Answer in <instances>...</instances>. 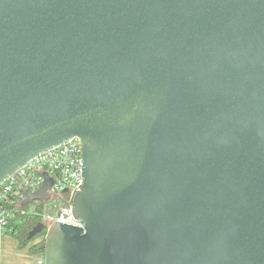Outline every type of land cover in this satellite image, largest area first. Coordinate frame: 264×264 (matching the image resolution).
<instances>
[{
  "label": "water",
  "instance_id": "1",
  "mask_svg": "<svg viewBox=\"0 0 264 264\" xmlns=\"http://www.w3.org/2000/svg\"><path fill=\"white\" fill-rule=\"evenodd\" d=\"M74 138L45 264H264V0H0V184Z\"/></svg>",
  "mask_w": 264,
  "mask_h": 264
},
{
  "label": "built area",
  "instance_id": "2",
  "mask_svg": "<svg viewBox=\"0 0 264 264\" xmlns=\"http://www.w3.org/2000/svg\"><path fill=\"white\" fill-rule=\"evenodd\" d=\"M82 152L79 141L74 138L62 145L53 147L29 159L22 167L8 176L0 184V238L14 237L16 228L13 222L27 215H38L47 229L57 222L82 228L83 224L74 219L69 199L81 181ZM43 173L52 179L51 196L49 201H33L36 205L27 208L22 205L25 200V191L35 192L44 182ZM66 191L65 193H63ZM57 202L54 214H39L37 207L40 203ZM34 264H45L44 253L36 255Z\"/></svg>",
  "mask_w": 264,
  "mask_h": 264
},
{
  "label": "trees",
  "instance_id": "3",
  "mask_svg": "<svg viewBox=\"0 0 264 264\" xmlns=\"http://www.w3.org/2000/svg\"><path fill=\"white\" fill-rule=\"evenodd\" d=\"M44 203H40L37 207V211L42 213ZM39 223H42V218L38 215H27L25 217L19 218L13 222L16 228V235L14 236L17 241V247L19 249L27 248L33 255H39L44 253V236L46 234V228L40 233L29 239V232ZM39 238V241L35 242Z\"/></svg>",
  "mask_w": 264,
  "mask_h": 264
},
{
  "label": "crops",
  "instance_id": "4",
  "mask_svg": "<svg viewBox=\"0 0 264 264\" xmlns=\"http://www.w3.org/2000/svg\"><path fill=\"white\" fill-rule=\"evenodd\" d=\"M35 257L28 247L19 249L14 237L0 238V264H34Z\"/></svg>",
  "mask_w": 264,
  "mask_h": 264
},
{
  "label": "rangeland",
  "instance_id": "5",
  "mask_svg": "<svg viewBox=\"0 0 264 264\" xmlns=\"http://www.w3.org/2000/svg\"><path fill=\"white\" fill-rule=\"evenodd\" d=\"M37 203H31L27 205V208H30L34 205H36ZM59 206V203L57 202H49L46 203L44 205V214L48 215V214H54V212L56 211L57 207ZM39 241V238L35 240V242Z\"/></svg>",
  "mask_w": 264,
  "mask_h": 264
}]
</instances>
